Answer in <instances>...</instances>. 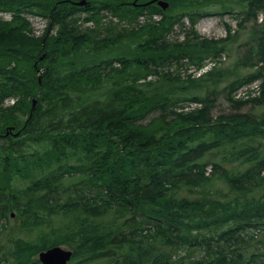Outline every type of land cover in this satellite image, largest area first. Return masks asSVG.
Returning <instances> with one entry per match:
<instances>
[{
	"label": "trees",
	"instance_id": "trees-1",
	"mask_svg": "<svg viewBox=\"0 0 264 264\" xmlns=\"http://www.w3.org/2000/svg\"><path fill=\"white\" fill-rule=\"evenodd\" d=\"M77 1L0 0L12 13L0 21V264H38L54 246L72 250L68 264H264V0ZM25 9L54 35H23ZM103 10L135 25L103 27ZM82 11L93 28L79 30ZM144 13L159 19L139 24ZM225 14L246 35L232 80L215 67L181 78L182 63L232 53L229 31L192 29ZM183 17L191 31L170 40ZM254 79L258 98H232ZM217 93L230 112L213 119ZM187 100L202 107L173 108Z\"/></svg>",
	"mask_w": 264,
	"mask_h": 264
},
{
	"label": "rangeland",
	"instance_id": "rangeland-1",
	"mask_svg": "<svg viewBox=\"0 0 264 264\" xmlns=\"http://www.w3.org/2000/svg\"><path fill=\"white\" fill-rule=\"evenodd\" d=\"M189 1V0H187ZM82 8V7H81ZM21 16L28 22L29 24V31L31 32H24L23 35H25L26 37H30V38H34V37H42L43 35H45V27L46 24L49 23V20L46 19V17L37 15V14H33L30 13L28 10H24V12H22ZM12 17V13L11 12H7V11H0V21H9L11 20ZM74 18L77 19V26L79 27V30H84L85 28H93L94 27V22H87L86 21V17H87V13L86 12H77L74 14L73 16ZM85 17V18H83ZM100 23L103 27H106L107 25H109L110 23L117 25L120 28H128L131 24L130 22L126 21V20H119L117 17H114L111 12L103 10L100 12ZM240 17H242V15H240ZM240 17L238 15H211V16H205L202 18H199L196 22L194 27L192 28L199 37L201 38H206V39H220V38H225L228 34V31L230 32V34H232V40L231 42V50L232 53L229 51L228 54L226 53H222L219 57H217L216 59H206L204 61V65L207 66V68L205 69L206 71L211 70L213 67L216 68V70H220L222 72H224L225 75H227V79H229L228 81L232 80V75L229 74L231 67L238 61V59L241 58L242 56V52H243V48H244V44L246 42V35L245 33H242L241 30L238 27V22L240 20ZM83 18V19H82ZM152 21H157L159 19V17H150L148 15H143L141 17L138 18L137 22L139 24H143L144 22H148L149 20ZM80 21V22H79ZM85 21V22H83ZM135 24H132V26H134ZM229 29V30H228ZM56 29H53L52 31L49 32L50 35H54ZM191 31V24L189 22V20L187 19V17H183L182 19V23L181 24H177L174 26L172 34H170L168 36V38L170 40H178L181 41L183 40V38L185 37L186 33H189ZM253 45V42L251 43V46ZM249 45V48L251 47ZM248 48V49H249ZM238 52V53H237ZM237 53V54H236ZM238 58V59H237ZM215 61V65L213 66V64L211 62ZM183 66L182 67H177L175 66V64L170 65L172 68H164V71L169 70V71H173L175 68L174 72H177L181 78H186L187 76H192V72L194 70L195 74L198 75V70L196 69V67L194 66H190L188 65V63H182ZM251 71V69L248 68H241V73L242 74H249ZM200 75L202 76L204 73V69L200 68L199 70ZM150 79L152 80H156V77L152 76ZM226 80V79H224ZM256 84V85H255ZM254 85H250V89H252V86L254 88V90L251 92L250 97L253 96H258L259 92H257L255 94L256 91H259L260 86H259V82H256ZM258 86V87H257ZM232 98L234 100L235 97L232 95ZM214 99H215V105L214 108L212 107L211 112H210V117L211 118H216L217 116H222L223 114L229 113L230 110L228 109L227 105L224 103V94H216V96L214 95ZM241 99V98H240ZM14 100V99H13ZM36 102V99H33ZM12 100L7 99L4 101V106H8L11 105ZM182 103V104H181ZM179 104L176 105L175 110L178 112L181 109H177L178 107L183 108V111H186L187 108H189V104L190 101H184L181 102ZM188 106H187V105ZM186 106V107H185ZM233 112L231 113H246L248 111L249 108H251V105H244L240 108H234L231 105ZM210 168V167H208ZM211 170V169H210Z\"/></svg>",
	"mask_w": 264,
	"mask_h": 264
},
{
	"label": "bare ground",
	"instance_id": "bare-ground-1",
	"mask_svg": "<svg viewBox=\"0 0 264 264\" xmlns=\"http://www.w3.org/2000/svg\"><path fill=\"white\" fill-rule=\"evenodd\" d=\"M81 0H79V1H77V2H74L73 3V5L74 6H76V7H82V8H87V7H89L90 6V3L89 2H87L86 0H84V2H85V6H78V5H75L76 3H78V2H80ZM259 5V4H258ZM163 10V9H162ZM83 18H85V17H83ZM82 18V19H83ZM70 19H72V18H70ZM80 22V21H79ZM83 22H85V21H83ZM188 61V60H187ZM212 64H213V66L215 65V61H213V62H211ZM35 64V63H34ZM190 66H194V65H190ZM195 67V66H194ZM207 68V66H205V67H203V69H204V72H207L205 69ZM200 70V69H199ZM199 70H198V75L197 74H195V71L196 70H194L193 72H192V76H191V79H195V78H199L201 75H200V73H199ZM256 82H259V86H261V80L260 79H254V80H252V81H249V82H246V83H244V84H242L240 87H238L236 90H234L233 92H232V95L235 97V99L236 100H242V101H245V100H252L253 98H258L259 97V95H260V91H261V87L259 88L260 90L259 91H256L255 92V94L257 93V92H259V95L258 96H253V97H250V96H252L251 95V92L254 90V88H253V86H252V89H250V85L252 84V85H254ZM256 85V84H255ZM258 87V86H257ZM241 98V99H240ZM10 99V98H9ZM14 98H11V100H12V103L11 104H13L14 103V101L15 100H13ZM190 101V104H189V108H187V110L185 111V112H189V111H193V110H197V109H200L201 107H202V103L201 102H198V101H194V100H189ZM179 103H181V102H179ZM178 103V104H179ZM34 104H35V100H33V103H32V106H34ZM182 104V103H181ZM187 105V104H186ZM188 106V105H187ZM175 107V106H174ZM186 107V106H185ZM175 109V108H174ZM177 109H181L180 111H183V108H180V107H178ZM13 127H10V129H9V131L10 132H12L13 131ZM6 132H7V130H6ZM227 132H228V130H227ZM17 135V134H16ZM234 142V141H233ZM238 142H236V144H237ZM226 145H228V144H226ZM234 144H232V146H233ZM240 145H242V144H240ZM239 145V146H240ZM231 146V145H230ZM235 146V145H234ZM236 148H237V145L235 146ZM234 158V157H233ZM206 170H207V174L210 172V168H205ZM239 172V171H238ZM168 183V182H167ZM172 185V184H171ZM164 187H166V186H164ZM158 190V189H157ZM160 191V190H159ZM162 193V192H161ZM133 210V209H132ZM215 210V209H214Z\"/></svg>",
	"mask_w": 264,
	"mask_h": 264
},
{
	"label": "water",
	"instance_id": "water-1",
	"mask_svg": "<svg viewBox=\"0 0 264 264\" xmlns=\"http://www.w3.org/2000/svg\"><path fill=\"white\" fill-rule=\"evenodd\" d=\"M153 2H156L158 6L161 7V9H166L168 4L167 2L163 0H151L145 5L151 4ZM75 5L78 6H85L84 0H81L80 2L76 3ZM72 256V252L68 249H64L61 247H52L45 251H42L38 254V259L40 264H67L69 262L70 258Z\"/></svg>",
	"mask_w": 264,
	"mask_h": 264
}]
</instances>
